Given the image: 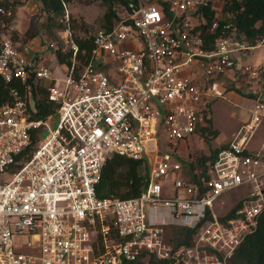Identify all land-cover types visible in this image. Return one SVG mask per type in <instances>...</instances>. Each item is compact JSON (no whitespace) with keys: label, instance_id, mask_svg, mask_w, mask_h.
Masks as SVG:
<instances>
[{"label":"built area","instance_id":"obj_1","mask_svg":"<svg viewBox=\"0 0 264 264\" xmlns=\"http://www.w3.org/2000/svg\"><path fill=\"white\" fill-rule=\"evenodd\" d=\"M123 1L111 27L93 34L85 63L76 56L70 29L63 28L72 53L55 77L50 65L27 56L28 48L13 38L23 0H0V76L4 82L39 79L58 117L52 129L54 114L30 119L29 86L24 96L10 88L11 100L0 103V174H6L0 179V264H223L254 227L264 180L256 171L258 153L247 142L264 117V57L238 66L232 51L254 46L229 36L205 47L193 30L204 21L196 13L201 0H168L166 10L156 1ZM263 42L264 36L256 45ZM108 64L113 72L102 69ZM232 69L240 70L253 95L250 115L217 151L200 190L171 152L159 151L157 125L173 150L201 134L210 97L221 95L217 78ZM31 131L38 139L28 152ZM112 154L148 168L138 196L96 195ZM245 183L250 192L235 216L214 210L224 191ZM169 224L195 229L192 242L175 246Z\"/></svg>","mask_w":264,"mask_h":264},{"label":"trees","instance_id":"obj_2","mask_svg":"<svg viewBox=\"0 0 264 264\" xmlns=\"http://www.w3.org/2000/svg\"><path fill=\"white\" fill-rule=\"evenodd\" d=\"M40 6V11L65 17L64 4L72 0H35ZM95 0H84L90 3ZM106 5L103 14L102 26L109 29L113 21L118 17L116 8L123 0H100ZM158 2L164 10L168 5V0H154ZM220 10L217 12L214 0H201L197 6L196 13L204 19L193 29L204 38L205 47H214L217 39L221 36H229L246 46H255L264 36V0H222ZM217 20V26L212 28L211 23ZM228 24V27H223ZM58 26L64 27V22H58ZM67 27V26H66ZM68 28L72 30L70 25ZM13 31V38H16ZM73 41L78 46L77 58L82 63L89 60L94 48L93 35L72 36ZM71 50L58 51L57 56L60 62L70 63ZM31 98L28 104L30 119H43L54 114L56 105L48 100L46 87L35 80L28 78L25 82L17 78L10 82H4L0 76V103L9 102L11 96L10 88L14 87L21 95H25L27 87ZM210 127L205 126L201 135L206 137L208 132L212 133ZM31 142L27 151L34 149L38 136L35 131L30 132ZM226 146L214 148L212 152H198L192 157H188L185 163H181L190 180L203 189L201 178L206 177L210 162L215 157L217 151ZM22 158V156H20ZM16 164V169L20 167ZM142 160L133 159L119 154H112L103 164L100 178L95 185L96 195L100 198H129L138 196L146 187L145 173L141 172ZM242 200L235 202L225 213L227 217L236 215V211L242 207ZM168 239L175 245L190 244L195 229L186 226L169 224L167 226ZM134 264H141L139 261ZM223 264H264V205L261 211L255 216V224L248 232L240 244L231 252Z\"/></svg>","mask_w":264,"mask_h":264},{"label":"rangeland","instance_id":"obj_3","mask_svg":"<svg viewBox=\"0 0 264 264\" xmlns=\"http://www.w3.org/2000/svg\"><path fill=\"white\" fill-rule=\"evenodd\" d=\"M142 1L146 3L153 2L154 0ZM214 1L218 12L222 0ZM39 6L40 4L35 0H23L18 8H16L13 30L17 37L14 40L18 45H25L39 62L50 65L55 77H61L65 69V62L59 61L57 52L68 50L69 45L58 32L64 28L59 27L58 22H64L65 27L70 25L72 28L70 30L71 37L77 35L91 36L97 29L103 27V14L106 10V5L100 0L90 3H85L84 0L69 1L64 6V14H67L68 21H65V17L40 11ZM50 43L52 46H50ZM263 43L249 47L247 50L232 51V56L235 58L237 65L259 63L264 53L262 51ZM109 63H111V58ZM102 69L107 72H113V68L109 64L102 67ZM35 82L40 83V80L35 79ZM223 83L224 78L217 80V88L221 91V95L210 97V116L207 126L210 127L209 129L212 130V133L208 132L206 137H203L201 134L197 136L191 135L183 139L179 147L173 150L165 144L162 127L159 123L157 125L158 133L155 136L159 151H169L174 159L180 163H185L188 157H192L198 152L210 153L214 148L225 145L232 138L238 127L248 121V119L246 120V115L249 118L250 112L245 107L246 105L252 106V99L250 102L243 101L245 107L240 105L235 96L246 97V94L243 92L244 90L237 89L234 85L229 84L227 85V90L235 94L231 95L230 93L228 95L221 86ZM57 84L61 86L62 82L58 81ZM57 121V115H52L48 119L49 128H54ZM157 121L160 122L161 117L158 116ZM187 145L188 147L186 148L185 146ZM247 147L248 150H257L260 164L256 168V171L262 172L264 180V122H261L255 128L252 137L247 142ZM140 170L142 173L148 172L147 167H141ZM4 178H6V174H0V179ZM163 190L165 193L169 192V186H164ZM249 192L250 184L248 183L226 190L214 201L213 208L218 213H225L235 202L245 199L249 195Z\"/></svg>","mask_w":264,"mask_h":264},{"label":"crops","instance_id":"obj_4","mask_svg":"<svg viewBox=\"0 0 264 264\" xmlns=\"http://www.w3.org/2000/svg\"><path fill=\"white\" fill-rule=\"evenodd\" d=\"M21 4V3H20ZM19 4V5H20ZM18 5V6H19ZM18 6H17V8H18ZM17 10V9H16ZM59 33H60V35L63 37L64 36V30L63 29H61V30H59L58 31ZM261 44V43H260ZM264 44V43H263ZM259 45V44H258ZM262 51L264 52V46H262ZM27 56H29V57H34V54L33 53H30L29 52V50H28V52H27ZM263 57H264V53H263ZM263 57H261V59L263 58ZM260 59V60H261ZM258 63V62H257ZM221 78H224V83L223 84H221V86L224 88V90H225V93L226 94H230L231 93V95H233V93L234 92H231V91H229V90H227V85H229V84H232V85H234L237 89H240V90H244L243 92L246 94L245 96L246 97H242V96H240L239 97V95H238V97L237 96H235V98L237 99V101L240 103V105H242V106H244L243 105V101H248V102H250L251 101V99L253 98V95L251 94V92L247 89V87H246V84H245V81H244V77L242 76V74H240V70L239 69H232V70H230V71H228L226 74H224V75H222V76H220L219 78H217V80H220ZM217 82V81H216ZM43 83H45V82H43ZM46 84V83H45ZM218 86V85H217ZM244 88V89H243ZM239 90V91H240ZM241 92V91H240ZM235 94V93H234ZM249 98H248V97ZM244 99V100H243ZM245 107V106H244ZM246 110L247 111H249V108H250V105H246ZM248 108V109H247ZM250 112V111H249ZM245 119V118H244ZM248 119V117H247V115H246V120ZM261 122H264V117L262 118V120H261ZM260 122V123H261ZM259 123V124H260ZM193 142V141H192ZM186 148L188 147V145L187 146H185ZM185 148V149H186ZM251 153H258L257 152V150H249Z\"/></svg>","mask_w":264,"mask_h":264}]
</instances>
